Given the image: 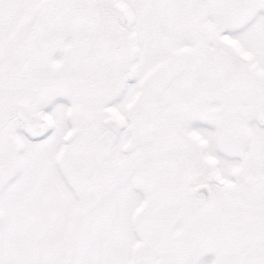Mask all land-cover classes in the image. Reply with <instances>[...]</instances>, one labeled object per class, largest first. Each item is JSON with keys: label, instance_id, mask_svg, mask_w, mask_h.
Segmentation results:
<instances>
[{"label": "snow or ice", "instance_id": "1", "mask_svg": "<svg viewBox=\"0 0 264 264\" xmlns=\"http://www.w3.org/2000/svg\"><path fill=\"white\" fill-rule=\"evenodd\" d=\"M0 264H264V0H0Z\"/></svg>", "mask_w": 264, "mask_h": 264}]
</instances>
